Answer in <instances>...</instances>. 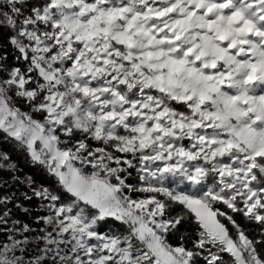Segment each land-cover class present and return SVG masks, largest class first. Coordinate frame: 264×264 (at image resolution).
<instances>
[{
  "label": "snow or ice",
  "instance_id": "1",
  "mask_svg": "<svg viewBox=\"0 0 264 264\" xmlns=\"http://www.w3.org/2000/svg\"><path fill=\"white\" fill-rule=\"evenodd\" d=\"M7 48L0 135L60 189L0 198V264H264V0H0Z\"/></svg>",
  "mask_w": 264,
  "mask_h": 264
},
{
  "label": "trees",
  "instance_id": "2",
  "mask_svg": "<svg viewBox=\"0 0 264 264\" xmlns=\"http://www.w3.org/2000/svg\"><path fill=\"white\" fill-rule=\"evenodd\" d=\"M5 35H7L6 31ZM4 51L7 52V63L10 66L18 64L19 67H22L23 61L16 62L13 59L17 53H14L11 48L0 49V53ZM0 154H5L7 162L12 164L11 167L3 168L0 163V198L8 197L7 208L11 211L12 219L27 223L34 229L43 228L42 223H36V218L45 216V208L43 207V202L39 198L34 197L32 193L33 190H37V187L49 190L55 189L58 186L55 184L56 181L42 168L32 163L28 153L17 142L6 139L2 135H0ZM26 195L32 198L26 199ZM17 205L27 208L29 211L25 213ZM239 222L244 225L241 221ZM193 229L194 225L185 224L180 233L169 238L171 243L174 245L179 243V235L183 234L185 230L191 232ZM185 244L189 248L192 246L191 241H185Z\"/></svg>",
  "mask_w": 264,
  "mask_h": 264
},
{
  "label": "rangeland",
  "instance_id": "3",
  "mask_svg": "<svg viewBox=\"0 0 264 264\" xmlns=\"http://www.w3.org/2000/svg\"><path fill=\"white\" fill-rule=\"evenodd\" d=\"M20 68H21V69H24V68H25V63H23L22 67H20ZM18 106L21 108L22 111H28V110H29L28 107H27V105H25L23 102H18ZM36 118L40 119V118H42V117L37 116ZM78 138H79V137H77V139H78ZM89 143H92L93 146H95V142H91V141H89ZM28 156H29V154H28ZM29 158H30V161H31L32 163H34V162L31 160V157H30V156H29ZM7 161H8L7 159H6V160H0L1 166H3V168H7V167H11V166H12V164H11V163H8ZM6 162H7V163H6ZM34 164H36V165H38L40 168H42V169H43L48 175H50V176L53 178L54 181H56L55 177L52 176L44 166H42V165H40V164H38V163H34ZM131 182H132L133 184H138V178H137L135 172H133V176H132V178H131ZM55 184H57L58 186H57L55 189H52V190H50V191H53V192H59L60 186H59V184L57 183V181H56ZM40 189H41V188H38V187H37V190H40ZM42 189H43V188H42ZM134 195L137 196V197L143 198V196H142L141 194H139V193L134 194ZM143 195H147V194H143ZM41 201H42V200H41ZM42 202H43V207L45 208V215H47L48 212H47V209H46V207H45V205L47 204V202H46V201H42ZM236 219L239 220V221H241L242 223H244L243 226L247 229V231H248L249 234H253V233H254L255 230H254L253 228L249 227L247 224H245V222L242 220L241 217H236ZM43 227H44V225H43ZM123 231H124V229L119 225V222H116V221H114V220H112V219H109L108 222H107V223L103 226V228L101 229L102 234H113V233H117V234H119L120 232H123ZM200 264H203V261H201Z\"/></svg>",
  "mask_w": 264,
  "mask_h": 264
}]
</instances>
